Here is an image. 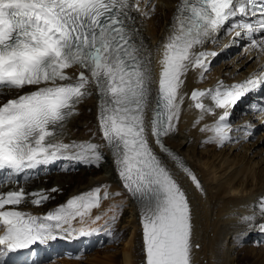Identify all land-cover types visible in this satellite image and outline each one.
<instances>
[{
	"label": "snow or ice",
	"instance_id": "snow-or-ice-1",
	"mask_svg": "<svg viewBox=\"0 0 264 264\" xmlns=\"http://www.w3.org/2000/svg\"><path fill=\"white\" fill-rule=\"evenodd\" d=\"M156 7L152 4L144 11L139 0H0V96L16 93L0 101V175L11 179L25 174L23 178L29 179V171L64 158L98 166L102 145L64 142L67 123L79 114L78 105L94 88L101 137L124 190L139 205L143 264H194L193 250L200 246L193 241V205L168 162L201 195L206 193L166 138L178 130L188 95L181 90L189 72L199 70L202 80L210 70V58L218 55L204 50L205 44L215 43L224 32L233 35V42L249 37V46L264 53V0H179L168 35L157 46L158 74L135 16L152 15ZM260 89L264 71L232 85L220 81L212 88L193 89L190 107L200 112L193 126L206 115L216 117L211 127L205 124L200 130L211 131L208 142L223 146L232 139V109ZM206 97L211 104L204 103ZM250 111H260L264 117V105L253 104ZM242 128L245 136L254 130L251 122ZM103 187V195L96 187L39 216L17 206L29 196L33 205L40 206L54 199L51 193L59 189L26 193L21 187L0 194V264H7L4 257L46 245L60 234L100 231L86 218L102 200L120 195ZM103 215L107 213L91 223ZM77 218L81 227H73ZM117 218L113 214L105 224L112 225ZM239 223L244 226L234 236L239 242L254 231L264 234V196Z\"/></svg>",
	"mask_w": 264,
	"mask_h": 264
},
{
	"label": "bare ground",
	"instance_id": "bare-ground-1",
	"mask_svg": "<svg viewBox=\"0 0 264 264\" xmlns=\"http://www.w3.org/2000/svg\"><path fill=\"white\" fill-rule=\"evenodd\" d=\"M139 2L144 11H148L152 4L157 5L154 14L144 17L139 13H135V16L141 37L148 50L152 53L154 73L158 74L159 53L157 46L168 35L169 23L179 0H148L145 4H143L142 0H139ZM249 44L250 38L247 36H242L233 42V35L221 32L215 43L204 45V50L206 51L209 48H223L224 55L236 52L231 50L234 47H241L242 49L234 55H230L234 59H231L234 63L225 59L214 64L216 58L210 60V70L204 73L202 80L200 79L199 70L189 72L181 90L188 95L184 98L180 120L177 125L178 130L166 138L168 146L181 156L187 166L192 169L206 193V195H201L195 189L191 180L176 168L172 162H168L169 167L181 183L193 205L195 225L193 241L194 244H199L200 246L193 250L194 264H264V234L254 231L247 235V237L253 236L261 239L263 243L260 246L255 242L245 243L234 239L236 233L244 227L239 223L240 217L254 211L259 198L264 196V159H261L264 158V130L261 131L262 134H259L256 139H253L251 135L245 136L242 128L248 122H251L252 126L257 124V126L264 127V124L260 123V119L264 118L262 113L260 111H250L251 105H264V101L250 98L249 102L243 104L241 108L233 109L237 118L230 133L232 139L227 141L229 144L225 147L208 142V137L212 135V132L200 130L205 124L211 127L215 121L214 116L206 115L199 125L193 126L200 112L198 109L190 107L193 102L189 98L193 89L204 90L212 88L223 78L227 79L258 71L264 67V53L251 48ZM92 92L93 94L89 98L78 105L79 114L67 123L64 142L76 141L77 143L91 142L100 144L102 145L100 151L103 159L98 166L87 160L73 161L71 165L85 161V167L81 169L71 168L68 173H65L67 174L65 180L64 178L61 180L62 174L60 173L55 175V180L51 184L41 183L32 189L26 186L23 187L26 193L39 191L41 187H43L42 190L45 192H49L56 187H59V191L51 193L54 199H49L48 202L40 206L33 205L31 203L32 197L29 196L25 202H22L17 207L21 211L33 215H44L47 210H52L64 204L68 197L86 193L96 187H101V195H103L105 191L103 186H106L109 193H120V195H110L107 199L102 200L99 208L92 209L90 218H86V222L90 227L100 229L93 235H98L99 238L102 236L107 238L108 242L104 247L111 240H117L120 229L127 232L129 236L124 243L125 247L121 251L116 252L118 254L116 257L111 255L99 258L94 257L90 262L93 264H143V237L139 205L127 194L118 178L111 151L103 141L98 128V97L94 88ZM15 95V91H9L6 96H0V101ZM204 103L209 105L211 101L206 97L204 98ZM150 115L151 113H149ZM247 117L249 120H247ZM237 129H240L241 133L235 136L233 130ZM261 135L263 137H260ZM239 145H241V148L236 149ZM65 160H67L65 165L67 166L74 159L64 158L63 161ZM58 162L59 160L54 162L52 168H56ZM83 170H86L83 172L85 174L87 172H101L102 174L75 180ZM75 176L77 177L75 178ZM84 180H87V182H83ZM0 187L3 190L21 188L14 181L2 184ZM116 205H121V207L116 208ZM110 208L113 211H109ZM102 213H107V215H103L101 220L92 224L91 220ZM113 214L118 217L116 222L112 225H106L105 221ZM120 218H123V227L116 228L117 224H121ZM73 227H81L79 218L73 221ZM109 230L112 232L111 236L108 235ZM69 235L73 236L76 234L69 233ZM76 262L77 260H66L64 263L76 264ZM47 264H56V262L49 261Z\"/></svg>",
	"mask_w": 264,
	"mask_h": 264
},
{
	"label": "rangeland",
	"instance_id": "rangeland-1",
	"mask_svg": "<svg viewBox=\"0 0 264 264\" xmlns=\"http://www.w3.org/2000/svg\"><path fill=\"white\" fill-rule=\"evenodd\" d=\"M236 52H231L229 55H228V57H229V59H226V60H230V62L231 63H234L233 61H231V56L232 55H234ZM231 55V56H230ZM223 60H225V58H223V57H218L216 60H215V64H217V63H219V62H221V61H223ZM232 60H234V59H232ZM262 130H264V127H257L254 131H253V133L251 134V136H252V138L253 139H256L257 137H258V135L259 134H262L261 133V131ZM235 134H239V131H237ZM260 137H263L262 135L260 136ZM251 139V138H250ZM228 143L229 142H226L225 143V146H227L228 145ZM241 148V145H239L236 149H240ZM239 152H241V151H239ZM238 152V153H239ZM261 158V157H260ZM259 158V159H260ZM261 159H264V158H261ZM84 171H86V170H83L82 172H80L79 174L80 175H78V178H76L77 176H75V180H78V179H85L86 178V176H88V177H92V176H97L98 174L100 175V174H102L101 172H99V173H91V172H87L86 174L85 173H83ZM62 175H61V177H62V179L61 180H63V178H64V180L66 179V177H67V174H65V173H61ZM106 174H110V173H106ZM55 180V176H53L52 177V180L51 181H48V182H46V183H48V184H50L52 181H54ZM88 180V179H87ZM87 180L85 181H83V182H87ZM77 184V183H76ZM76 184H75V186H76ZM122 224H124L123 223V218H122V221H121V225L119 224V227L121 226V228L123 227L122 226ZM118 236L119 237H117V240H111L110 241V243L106 246V247H104V245L108 242V240L107 239H103L102 241L100 240V241H98L97 243H96V246L94 245L91 249H89L87 252H84L82 255H80V256H77V257H70V258H66V257H60V259H58V258H52V259H54V261L56 262V264H63L62 262H66V260H77V262H76V264H93L92 262H90L94 257H97V258H99V257H103V256H109V255H111L112 257H116L118 254H116V252H119V251H121L124 247H125V245H124V243L127 241V238H128V236H129V234L127 233V232H125V231H123L122 229H120V231L118 232ZM245 242H247V243H253V242H255V243H257L259 246L260 245H262V243H263V241L261 240V239H259V238H254V237H248L247 239H245L244 240ZM111 243H113L112 245H110ZM242 245V244H241ZM249 245V244H248ZM247 245V246H248ZM244 246V245H243ZM254 247V246H253ZM98 249V250H97ZM95 250H96V252H95ZM245 254V253H244ZM98 255V256H97ZM243 258H244V256H242ZM241 257V259L243 260V258ZM88 259V260H87ZM87 260V261H86ZM81 261V262H80ZM111 262V261H110ZM114 264H117V263H114Z\"/></svg>",
	"mask_w": 264,
	"mask_h": 264
}]
</instances>
